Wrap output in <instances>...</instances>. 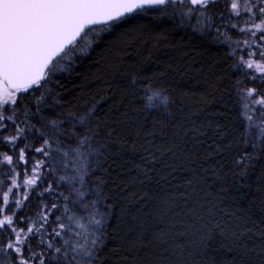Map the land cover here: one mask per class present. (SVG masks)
I'll return each mask as SVG.
<instances>
[{
	"label": "snow or ice",
	"instance_id": "6c2138e0",
	"mask_svg": "<svg viewBox=\"0 0 264 264\" xmlns=\"http://www.w3.org/2000/svg\"><path fill=\"white\" fill-rule=\"evenodd\" d=\"M146 29L223 71L155 84L193 69L135 71ZM98 46L113 78L65 107ZM0 264H264V0H0Z\"/></svg>",
	"mask_w": 264,
	"mask_h": 264
},
{
	"label": "trees",
	"instance_id": "16d2710c",
	"mask_svg": "<svg viewBox=\"0 0 264 264\" xmlns=\"http://www.w3.org/2000/svg\"><path fill=\"white\" fill-rule=\"evenodd\" d=\"M140 22L147 24L149 18H142ZM157 41V35L147 29L141 36L131 37V42L137 46L135 53L137 63L134 70L152 75L153 73H159L167 65L178 68L191 67L193 71L183 80L170 74L162 79L158 76L154 82L157 85L175 88L177 95H179L181 89L187 90L192 87L194 81L190 77L199 74L201 78H204L223 71L222 64L226 59L223 45H202L198 36L185 35L183 31L170 32L167 40H159L158 46ZM116 58L117 53L115 51L108 52L103 50L102 46H98L90 56L84 57L82 63L76 67L70 78L59 77L58 79L67 85V90L62 93L65 107L77 106L82 108L95 102L93 98L103 94L104 81L100 77L113 78L109 77L104 69ZM97 61L99 63H96ZM200 69H203V71L200 72ZM114 79L116 82H126L127 77L116 75ZM200 88L202 89L203 85H200ZM110 105L111 101L107 99L99 103L98 110L102 119L106 118ZM233 110L235 111V108ZM112 159L119 161V163L113 165V168L119 170L124 161L118 155L112 156ZM244 203L246 202L241 203V207ZM230 210L236 211L237 209L231 208Z\"/></svg>",
	"mask_w": 264,
	"mask_h": 264
}]
</instances>
